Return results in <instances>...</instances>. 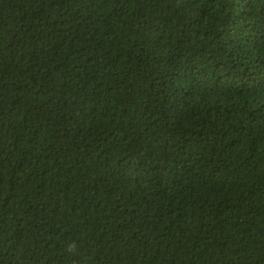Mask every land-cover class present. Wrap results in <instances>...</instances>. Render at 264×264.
Instances as JSON below:
<instances>
[{"label":"trees","instance_id":"trees-1","mask_svg":"<svg viewBox=\"0 0 264 264\" xmlns=\"http://www.w3.org/2000/svg\"><path fill=\"white\" fill-rule=\"evenodd\" d=\"M0 264H264V0H0Z\"/></svg>","mask_w":264,"mask_h":264}]
</instances>
